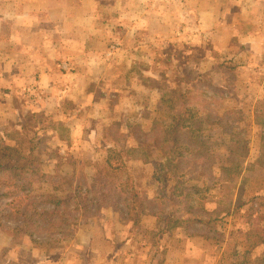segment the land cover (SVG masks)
Wrapping results in <instances>:
<instances>
[{
    "label": "crops",
    "instance_id": "1",
    "mask_svg": "<svg viewBox=\"0 0 264 264\" xmlns=\"http://www.w3.org/2000/svg\"><path fill=\"white\" fill-rule=\"evenodd\" d=\"M113 42L119 46L111 57ZM206 46L219 51V59H233L240 70L248 66L251 73L264 74V0H0V134L28 128L40 112L60 115L67 102L89 108L97 123L101 117L95 112L123 110L129 84L147 89L143 82L157 79L166 60L191 59L190 50ZM128 63L134 70H125ZM157 232L155 227L152 237ZM172 233L157 246L172 252L168 241L176 239L191 249L195 239L184 229ZM207 241L201 243L209 245ZM148 244L147 235L133 239L131 232L120 240L103 238L90 248L102 254V264H120L118 256L124 257L123 264H144L140 254ZM175 260L154 252L147 264ZM0 264L93 260L44 257L20 263L0 259Z\"/></svg>",
    "mask_w": 264,
    "mask_h": 264
},
{
    "label": "rangeland",
    "instance_id": "2",
    "mask_svg": "<svg viewBox=\"0 0 264 264\" xmlns=\"http://www.w3.org/2000/svg\"><path fill=\"white\" fill-rule=\"evenodd\" d=\"M118 46L119 43L113 42L108 48L111 57ZM208 49L209 47L206 46L205 49L200 47L190 50V55L193 56L191 59L178 57L166 60L165 63H162L163 66L157 79L151 76L143 82L144 85H148L147 89L140 87L132 89L131 84L126 83L129 86L125 89L130 88L131 91L129 90V98L121 99L125 104L123 110L114 109L110 112L109 109H101L99 113H94L101 117L97 123L91 121L89 108H74L67 102L60 106V115L40 112L34 118L31 126L24 129L26 131L5 132L0 134V140L3 139L12 146L27 147L29 143L25 135L30 138H37V136L44 138L48 150L54 149L64 155L65 158L61 159L60 173L67 177L73 171V158L79 159L80 164H86L88 174L92 176L97 166L102 164V161L96 158L97 149L105 146L126 149L124 151L125 163L130 170H133L135 165L139 164L138 152L134 150V146L138 145L136 132L138 130L153 131L163 127L161 103L165 97L172 93L176 95L184 93L192 85V82L201 81L200 77L204 76L213 78L221 85L224 84L225 76L221 74L222 70L230 71L231 65H234L235 62L228 58L219 59V51H209ZM207 55L210 58L199 63L198 59L205 58ZM226 57L229 56L226 55ZM197 60L200 64L198 66L195 65ZM220 62L225 65L222 66L223 68H219ZM126 65L127 69L125 70H134L135 68V65L129 63ZM232 76L233 80H228L227 83L229 90L222 99L219 98L220 101L215 108L220 115L235 110L239 117L229 118V125L237 130V124L239 120H242L244 126L249 130L251 145L248 160L253 165H244L236 170L234 207L231 213L218 223L217 227L215 226L213 230L207 232L208 237H203L202 233L200 236H194L195 241L191 249L187 251L184 247L186 243L183 240L178 242L176 239L169 240L168 242L173 243V246H170L173 251L170 252L168 248L166 254L167 251L164 252L157 246L155 241L157 237H152L155 227L160 222L158 218L152 216L142 218L138 225L133 222L134 217H138L141 211L146 208V204H136L130 216H127L126 213L121 214L117 207H104L97 204L93 212L83 211L81 215L79 214L81 222L73 231L74 233L70 236L65 235V240L59 242L56 241L60 237L59 235L52 239L49 235L43 234L37 243H34L23 232H12L1 224L4 221L6 226L9 223L14 224L15 221L11 220L16 217L15 214L9 215L4 221L0 219V259H12L20 263V261L39 260L44 257L53 258V260L65 259L68 262L75 259L81 262L88 258L93 260V264H102V254L98 252L100 256H97L95 251L91 252L90 244L94 242L100 244L103 238L108 239V237L120 240L134 230L136 234L132 236L133 239L144 238V235H147L149 240L148 246H145L140 254L144 264H147L154 252L155 257L168 255L176 259L174 263L169 264H186V260L189 264H262L264 260V74L251 73L247 66L241 71L235 70ZM153 79L155 81L152 82ZM125 92L128 91L125 90ZM109 121L111 122L107 123ZM224 127V124L217 125L213 130L211 129L210 132H205L201 136L202 138L213 136L219 138ZM44 128H46V132ZM235 141L240 147V140L237 138ZM216 145L217 164L230 166L233 160L232 147L226 143L224 137L218 140ZM145 147L150 160L155 161L162 158V151L155 145L150 144ZM35 150H38V147ZM69 154L72 155L71 158L67 157ZM56 164L55 159L49 160L43 168L53 172ZM145 169L151 188L150 194L153 195L156 187L153 180L154 165L147 164ZM97 170L101 171V168L99 167ZM102 170L104 173H108V168L104 167ZM169 180L170 184L175 183L173 174L169 176ZM71 186L66 183V190H71ZM52 191V184L45 185L42 190L45 193ZM172 232L169 234H173ZM206 240H209L207 241L209 245L201 243ZM152 244L154 247L152 251L148 252L147 248ZM121 253L119 252V254ZM123 260L124 257L115 258V261L120 264L124 263ZM138 264L141 263L138 262Z\"/></svg>",
    "mask_w": 264,
    "mask_h": 264
},
{
    "label": "trees",
    "instance_id": "3",
    "mask_svg": "<svg viewBox=\"0 0 264 264\" xmlns=\"http://www.w3.org/2000/svg\"><path fill=\"white\" fill-rule=\"evenodd\" d=\"M222 66L225 65L220 62L219 68ZM230 68V71L222 70L225 76L222 85L204 76L200 77L201 81L192 82L184 93H172L163 99V127L136 132L138 145L134 150L138 152L139 164L133 170L125 163L126 149L105 146L97 149L96 158L102 164L92 176L86 164L73 158V171L67 177L60 173L64 155L54 149L48 150L44 138L25 135L27 147L12 146L0 140V219L16 216L11 220L14 224L6 226L5 221L1 224L12 232H23L34 243L43 234L52 239L59 235L56 240L59 242L74 233L81 222V213L93 212L97 204L117 207L121 214L130 216L139 203L146 204V208L133 222L138 225L144 215L158 218L156 243L177 228L184 229L191 238L200 233L208 237L207 232L217 227L234 207L236 170L253 165L248 160L249 130L242 120L237 130L229 125V118L239 117L235 110L220 115L215 108L219 98L229 90L227 83L233 80L232 74L235 70L241 71L236 62ZM223 124L225 127L219 138H202L201 134ZM223 137L232 147L230 166L217 164L216 143ZM237 138L240 147L235 141ZM150 144L162 151L160 160H150L145 147ZM53 159L57 164L55 170L49 172L43 166ZM147 164L154 165L156 187L153 195L145 169ZM99 167L101 171L97 170ZM104 167L108 168L107 174L102 170ZM171 174L175 180L173 184L169 180ZM66 183L72 185L71 190H66ZM47 184H52V192H42ZM135 234L133 230L132 236Z\"/></svg>",
    "mask_w": 264,
    "mask_h": 264
}]
</instances>
